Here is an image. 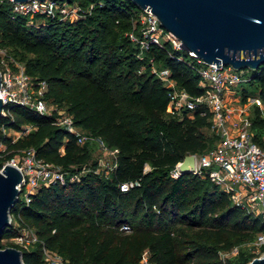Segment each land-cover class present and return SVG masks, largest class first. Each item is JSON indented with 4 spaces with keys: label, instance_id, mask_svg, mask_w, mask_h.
Returning <instances> with one entry per match:
<instances>
[{
    "label": "trees",
    "instance_id": "16d2710c",
    "mask_svg": "<svg viewBox=\"0 0 264 264\" xmlns=\"http://www.w3.org/2000/svg\"><path fill=\"white\" fill-rule=\"evenodd\" d=\"M81 2L94 4L85 17H49L28 24V16L15 14L9 0H0V45L20 52L18 59L35 84L47 83L45 98L65 107L78 127L116 147V164L107 173L95 171L97 159H91L88 146L78 143L74 132L56 123V111L41 113L9 103L10 114H0V140L6 144L0 168L27 147L67 170L88 166L78 180L41 184L29 202L18 198L10 211L19 213L38 239L27 247L13 240L9 244L21 249L25 264H46L43 246L58 251L69 264H244L259 255L240 249L231 258L220 250L264 231L261 214L233 203L207 177L170 173L187 153L214 145L218 134L211 128L210 111L167 112L171 87L152 66L169 69L176 85L199 93L198 59L170 42L151 44L138 57L139 48L127 34L140 10L134 2ZM248 81L264 102V65ZM248 95L242 88V101ZM261 108L254 103L250 116L254 138L264 144ZM27 123L31 128L14 140L1 131L2 126L21 129ZM135 180L121 189L122 183ZM124 222L129 231L120 228ZM17 232L10 224L1 237Z\"/></svg>",
    "mask_w": 264,
    "mask_h": 264
},
{
    "label": "built area",
    "instance_id": "2783aa9c",
    "mask_svg": "<svg viewBox=\"0 0 264 264\" xmlns=\"http://www.w3.org/2000/svg\"><path fill=\"white\" fill-rule=\"evenodd\" d=\"M9 1L12 3V10L15 14L28 16V24L35 22L34 17L37 14H41L45 18L51 17L59 20L79 19L90 14L94 6L93 3L84 6L81 0ZM159 26V19L151 9L140 8L133 28L127 33L139 48L138 57H142L144 51L151 44L162 45L165 42H170L173 47L181 49L179 39L172 33H168L166 39L160 38L157 34ZM196 58L200 62L198 84L202 90L199 93H190L185 88L176 85L169 75V69L152 67V71L171 87L168 92L167 112L181 114L186 111L188 115H192L199 108L201 109L200 113L203 114L210 111L211 128L218 134V139L206 150L192 152L195 155L192 172L202 178H209L227 192L233 203L253 214H261L264 218V144L254 138L252 120L248 113L254 103L264 106V102L259 95H248L247 100L242 101L241 104H226L227 84L239 81L241 74L232 65H224L221 62L218 67L217 63H206L202 59ZM0 76V97L4 103L1 114H10V109L6 107L9 103L28 105L41 113L56 111V123L74 132L78 143L91 137L90 132L78 131L70 112L57 103H49L46 100L47 83L44 80L35 84L24 64L14 58H7L1 48ZM7 128L11 127H1L3 134L7 133ZM30 128L31 123H27L21 129H12L18 131L17 136L19 137ZM96 138L100 141V146L105 149L104 140L100 136H96ZM3 145L6 148V144L0 140V152L4 150L1 147ZM21 151V158L16 160L15 157H11L9 160L15 163L22 172L21 181L18 183L20 190L18 197L23 198L25 202H29L30 194L39 185H50L56 181L64 182L66 179L78 180L84 170L71 171L46 161L36 156L33 147L23 148ZM181 161H177L170 169L172 176L182 173L179 169ZM115 164L116 160L110 165V169ZM149 167L146 164V168ZM110 169L100 168V162L94 168L97 172L103 170L105 173ZM136 183H138L137 180L129 181L120 186L121 189L126 190ZM9 222L14 227H18V232L10 238L19 245L27 247L38 239L34 228L22 223L19 213L10 211ZM120 228L129 230L130 225L124 222ZM256 243L264 244V231L257 234ZM43 258L46 264H69L68 260L58 251L46 246H43ZM142 260L147 261L145 254H143Z\"/></svg>",
    "mask_w": 264,
    "mask_h": 264
},
{
    "label": "water",
    "instance_id": "95a60500",
    "mask_svg": "<svg viewBox=\"0 0 264 264\" xmlns=\"http://www.w3.org/2000/svg\"><path fill=\"white\" fill-rule=\"evenodd\" d=\"M131 1L139 8L151 9L161 27L179 39L181 49L206 63L219 67L222 62L236 69L264 65V0ZM3 106L0 97V114ZM194 162V153H187L179 164L180 171L192 172ZM21 178V170L11 160L0 168V238L10 225L9 212L19 198ZM0 264H25L21 249L0 244ZM244 264H264V254Z\"/></svg>",
    "mask_w": 264,
    "mask_h": 264
},
{
    "label": "rangeland",
    "instance_id": "374dc122",
    "mask_svg": "<svg viewBox=\"0 0 264 264\" xmlns=\"http://www.w3.org/2000/svg\"><path fill=\"white\" fill-rule=\"evenodd\" d=\"M34 21H35V24H38V23L47 21V19L44 16H35ZM168 33H171V32H169L165 28L161 27V25L159 26L157 34L160 36L161 39H166ZM0 48L4 50V53L7 56V58H14L15 60L19 61V59H18L20 56L19 51L16 52V50H14L10 46L0 45ZM152 67L159 69V67H157L155 64H153ZM235 70L241 74V79L239 81L227 84V90L225 91V103L228 105H238V104L242 103V100H241L242 88L247 89L250 96L256 95V93L258 91V88L256 87V85L250 84L248 81V77L250 75H252L255 72V70H257V69H253L250 67H243V68L235 69ZM46 100L49 103H52V101H49L47 98H46ZM61 107L63 109H65V107H63V106H61ZM262 107L263 108H261V110H262V113L264 115V106H262ZM250 110H251V108H250ZM248 113H250V111H248ZM251 115H252V113H251ZM78 131L83 132L84 129L78 127ZM204 131L207 135H209L211 132L209 129H204ZM6 132H7L6 134L11 136L13 139H16L18 137L17 136L18 131L14 130L12 128H7ZM2 133H3V131H2ZM81 144H86L88 146L89 151H90V155H91V159H97V161L100 162V168L104 167L105 170L110 169V165H112L116 160V157H117L116 147H110L109 145L106 144V147L104 149V147L100 146V141L96 138L95 135H91V137H87L83 142H81ZM1 147H2V149H5V145H3ZM21 156H22L21 149L18 150L13 155V157H15L16 160L18 158H21ZM147 165H149V164H147ZM83 166H84L83 171H86L88 166H86V165H83ZM10 241H11L10 236L0 238V244L6 243V246L10 245L9 244ZM260 247H261V245H258L256 243V236L254 235V237L252 239L245 240L241 244L235 245L229 250H222L221 249L220 253L222 256L234 258L238 254V251L240 249H244L245 251H254L256 253H259V255L260 254L262 255V254H264V251L261 252ZM143 254H145V256L147 258V251L146 250L143 252Z\"/></svg>",
    "mask_w": 264,
    "mask_h": 264
}]
</instances>
